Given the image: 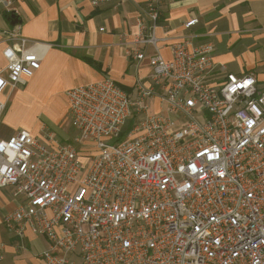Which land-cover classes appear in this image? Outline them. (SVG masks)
Listing matches in <instances>:
<instances>
[{
	"label": "built area",
	"instance_id": "1",
	"mask_svg": "<svg viewBox=\"0 0 264 264\" xmlns=\"http://www.w3.org/2000/svg\"><path fill=\"white\" fill-rule=\"evenodd\" d=\"M142 14L133 56L145 58L141 45L154 53L136 100L111 78L66 93L89 162L27 130L0 140V188L25 197L4 221L49 240L42 264H264V83L254 72L216 75L210 43H175L166 60L157 7ZM14 37L0 96L41 66L35 43ZM152 97L166 108L132 124Z\"/></svg>",
	"mask_w": 264,
	"mask_h": 264
},
{
	"label": "crops",
	"instance_id": "2",
	"mask_svg": "<svg viewBox=\"0 0 264 264\" xmlns=\"http://www.w3.org/2000/svg\"><path fill=\"white\" fill-rule=\"evenodd\" d=\"M150 3L159 11L155 34L166 60L172 59L175 43H185L189 50L210 43L216 75L223 70L254 72L264 83V0H0V72H6L4 51L16 43L15 34L34 42L32 48L42 57L32 77L0 96L7 105L0 111V140L27 130L52 148L76 145L89 162L87 145L76 142L74 127L70 133L61 129L59 138L43 118L59 123L69 115L67 91L104 78L113 79L136 100L138 80L150 84L152 71L153 47L141 45L146 53L142 60L133 56L140 17ZM13 13L17 24H12ZM194 17L198 22L187 28ZM165 104L158 97L145 99L131 123L161 112ZM15 192L13 185L0 188V264H42L40 254L49 248V240L30 229L19 235L4 221L25 198Z\"/></svg>",
	"mask_w": 264,
	"mask_h": 264
},
{
	"label": "rangeland",
	"instance_id": "3",
	"mask_svg": "<svg viewBox=\"0 0 264 264\" xmlns=\"http://www.w3.org/2000/svg\"><path fill=\"white\" fill-rule=\"evenodd\" d=\"M48 118L49 117L43 118V119L50 126V130L54 132L55 135L58 136L59 138L62 137L61 129L63 130V132H67V133H70L71 131L74 130L71 120H70V114L69 115L64 114L63 119H61L59 123L56 122V124L48 121Z\"/></svg>",
	"mask_w": 264,
	"mask_h": 264
},
{
	"label": "water",
	"instance_id": "4",
	"mask_svg": "<svg viewBox=\"0 0 264 264\" xmlns=\"http://www.w3.org/2000/svg\"><path fill=\"white\" fill-rule=\"evenodd\" d=\"M11 17H12V24H17L19 22L14 13L11 15Z\"/></svg>",
	"mask_w": 264,
	"mask_h": 264
}]
</instances>
